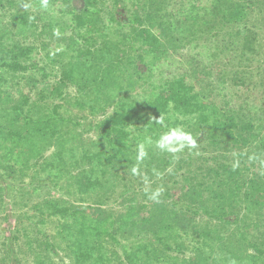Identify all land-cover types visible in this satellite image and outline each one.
Segmentation results:
<instances>
[{
    "label": "trees",
    "instance_id": "16d2710c",
    "mask_svg": "<svg viewBox=\"0 0 264 264\" xmlns=\"http://www.w3.org/2000/svg\"><path fill=\"white\" fill-rule=\"evenodd\" d=\"M31 2L0 0V264L23 235L33 264H264V0ZM160 114L203 137L150 153L155 203L128 169Z\"/></svg>",
    "mask_w": 264,
    "mask_h": 264
},
{
    "label": "clouds",
    "instance_id": "9594fccd",
    "mask_svg": "<svg viewBox=\"0 0 264 264\" xmlns=\"http://www.w3.org/2000/svg\"><path fill=\"white\" fill-rule=\"evenodd\" d=\"M50 0H39V8L41 10L47 11L49 9ZM21 7L27 11L33 7L31 0L21 3ZM30 20L35 19V17L30 16ZM53 36L59 38L61 36L60 29H53ZM62 49H56L51 53L55 55ZM151 125L145 126L143 131L146 133L142 140H135V163L128 169L129 174L133 177H138L143 184V192L147 196L148 200L155 203H160L166 188L163 183L157 185L155 188L152 187L156 180H163L166 173L170 174L173 171V167L170 164L168 168L164 171L159 170L156 167L150 169L151 176L148 171H145V161L150 159V153L154 150L157 154L166 155L172 164L178 162L181 156L187 152L188 154L199 156V134H194L192 131L188 130L183 124H168L165 123V117L160 114L158 118H151ZM147 125V124H146ZM158 127L162 129L159 132L149 133L150 127ZM128 130V129H126ZM133 137H130L129 142L133 141ZM236 156V153H233ZM242 155H247L249 161H259L260 165L264 167V159L258 154L243 153ZM240 166V159L237 158L232 163V170L235 171ZM152 177L155 178L152 179ZM235 264V261H232Z\"/></svg>",
    "mask_w": 264,
    "mask_h": 264
},
{
    "label": "rangeland",
    "instance_id": "374dc122",
    "mask_svg": "<svg viewBox=\"0 0 264 264\" xmlns=\"http://www.w3.org/2000/svg\"><path fill=\"white\" fill-rule=\"evenodd\" d=\"M27 2V1H26ZM68 42V41H67ZM40 43V41H38L37 43L36 42H34V41H30V44L31 45H38ZM46 72H49L48 71V69H47V71ZM25 78H26V81H28V78L30 77V74L29 73H26L25 75ZM50 80V82H54V79L53 78H50L49 79ZM260 84V81H255V83L253 84V88H255V86H257V85H259ZM26 91H28V90H26ZM70 92H71V95L72 96H75L76 95V92H75V90L74 89H70ZM32 95H33V92H32ZM87 97H90V95L88 94V96ZM245 98H248V97H246V96H244V98L242 99V101H244V102H246L247 103V105H253L254 103H256L255 101H252V100H247V99H245ZM250 99H252V98H250ZM252 101V102H251ZM236 104H240L239 102H237ZM244 105V104H243ZM193 120L191 121V123H189L188 125H185V127H187V129L188 130H190V131H192L193 132ZM198 134V133H197ZM200 137H203V135L202 134H199V137L198 138H200ZM199 151H201L202 152V150L200 149V147H199ZM55 195L56 196H59L60 194L56 191L55 192ZM175 195L178 197V196H180V191H178V190H176L175 191ZM10 208V207H9ZM28 209H29V207L28 208H24L23 209V211H28ZM19 221L20 220H18V219H13L12 221H10V222H2L1 223V225H0V237H2V239L0 240V242H2L3 241V238H5L6 236H10L11 235V231H12V228H13V226L14 225H16L17 223H19ZM21 226V225H20ZM21 227H24V226H21ZM50 228V231H51V234H53V235H57V231H58V227L55 225L52 229H51V227H49ZM11 230V231H10ZM62 230V232H63V229H61ZM27 232V231H26ZM65 234V233H64ZM24 236V235H23ZM21 237L20 238V240L18 241V242H13L14 243V245H15V248H16V250H18L20 253V256H21V263L22 264H33V263H35L34 261H35V259H36V256H38L39 254H41V255H43L45 252H46V250H45V252L44 251H39V250H37V246H38V244H36V242H31L30 244H25L24 243V237ZM54 241V240H53ZM56 242H59V245H61V247H65V244H64V242H63V239L62 238H58V239H56ZM1 244V243H0ZM58 252H60L61 250H59L58 249V247H57V249H56ZM5 251H7V249L5 250ZM63 253L64 252H60V255L61 256H63ZM51 254H53L52 253V251H51ZM15 256V255H14ZM54 257V256H53ZM5 258H6V260H8L9 261V257L8 256H5ZM13 255H11V259L13 260ZM15 258H16V256H15ZM54 259L55 260H57L58 262H60V258H55L54 257ZM63 260H65L66 262H69V260L66 258V257H64L63 258ZM14 262H15V260L12 262V264H14ZM11 263V262H10Z\"/></svg>",
    "mask_w": 264,
    "mask_h": 264
}]
</instances>
